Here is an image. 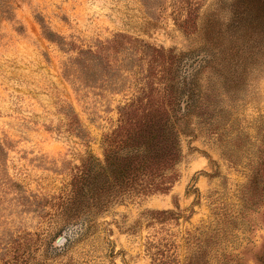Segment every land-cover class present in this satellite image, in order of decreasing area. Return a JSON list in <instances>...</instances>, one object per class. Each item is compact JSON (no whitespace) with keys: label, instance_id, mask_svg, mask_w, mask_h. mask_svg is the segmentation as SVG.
<instances>
[{"label":"rangeland","instance_id":"rangeland-1","mask_svg":"<svg viewBox=\"0 0 264 264\" xmlns=\"http://www.w3.org/2000/svg\"><path fill=\"white\" fill-rule=\"evenodd\" d=\"M133 102L180 155L115 189ZM0 143V264H264V0H0Z\"/></svg>","mask_w":264,"mask_h":264},{"label":"trees","instance_id":"trees-1","mask_svg":"<svg viewBox=\"0 0 264 264\" xmlns=\"http://www.w3.org/2000/svg\"><path fill=\"white\" fill-rule=\"evenodd\" d=\"M52 34L53 32L49 31L47 36L52 39ZM207 56L208 55L205 54V56L195 57V68L201 66ZM191 107L192 105L178 107L176 109V116L183 119ZM133 110H141L142 113L140 119L135 120L134 123H132L133 121L128 117ZM121 112L123 113L124 123L122 122L123 125L119 126L117 130L109 135V141L115 143L117 138L119 139L123 135L125 138L120 139L122 143L119 145L120 148L118 150L116 149L115 151L106 154L105 163L100 164L99 162L100 166L104 165L103 175H105L108 180L109 178H112L110 186L115 189L118 187L127 188L129 180L134 179V177H130L129 175V171L133 170L132 163H138L141 166L144 165L147 168H151L152 165H161V158L167 163L170 158L178 157L180 155L177 135L173 133L172 130L168 131L167 128V126L169 127L170 125L169 122L171 119H169V117L161 118V108L157 106L155 109H151L150 107H145V104L138 106L133 102L123 105L121 107ZM163 119H166V122H163ZM132 124H135V126L133 127ZM2 150L3 146L0 143V151ZM89 165H87V167L89 166V168H91V163H89ZM135 169H138V165H136ZM148 175L152 176L155 175V173L149 169ZM146 188L149 192H153L157 189L152 185H149ZM118 192L120 193L121 191ZM163 212L171 213L172 211L168 210ZM82 226L83 223L81 222V224L77 226V229L78 227L80 229ZM69 228L70 227H67L66 230ZM62 229V231H64L65 228ZM71 239L72 236H67L65 243L60 246L53 243L51 247L52 250L54 252H59L68 246Z\"/></svg>","mask_w":264,"mask_h":264},{"label":"water","instance_id":"water-1","mask_svg":"<svg viewBox=\"0 0 264 264\" xmlns=\"http://www.w3.org/2000/svg\"><path fill=\"white\" fill-rule=\"evenodd\" d=\"M66 239L67 238L65 237V235H63V236L61 235L60 237L57 238V242L59 243V242H62L64 240L66 241Z\"/></svg>","mask_w":264,"mask_h":264}]
</instances>
